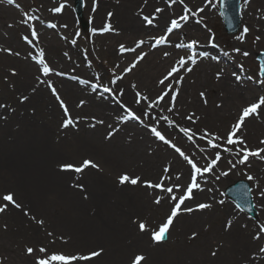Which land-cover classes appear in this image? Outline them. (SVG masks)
Here are the masks:
<instances>
[{
  "label": "rangeland",
  "instance_id": "obj_1",
  "mask_svg": "<svg viewBox=\"0 0 264 264\" xmlns=\"http://www.w3.org/2000/svg\"><path fill=\"white\" fill-rule=\"evenodd\" d=\"M85 1V20L92 27L98 18L100 30L91 28L86 33L82 31L74 14V0H62L60 3L53 0H13L12 3L0 0V3L8 6H20L23 3L38 8L57 25L61 22L56 19L69 12L72 26H59L61 32L67 31L78 37L76 44L83 50V57L80 55L73 60L71 56H66L74 62L78 59L81 65L85 61L86 66L77 68L83 70L86 80L84 85L89 87L91 84L93 91L98 89L104 94L111 93L112 98L106 100L109 106L114 107L110 103L116 101L117 107L123 110L122 105L127 104L130 106L128 110L139 119L132 118L126 110L124 120H114L102 112L98 105L90 106L87 98L76 97L70 91L65 94L61 82L73 80V75L69 71L72 62L66 60L64 55H58L61 59L59 62L47 63L53 72L44 75L43 66L32 62L34 58L38 61L44 59L38 48L29 49L28 56H25V47L17 49L15 46L9 48L12 49L11 54H0V105H4L0 107V196L11 193L16 203L21 205L17 209L9 203L6 211L0 213V264H36V258L44 255L38 251L40 247L46 248L48 255L59 253L79 256L92 251L101 253L91 260H77L73 264H107L110 259H116L115 264H132L129 261L131 256H147L146 246L154 242L152 230H158L159 225L165 222L175 201L169 199L164 207L158 206L154 203L156 197L165 195L169 198L171 194L148 188L143 181L157 183L164 179L166 187H174V179L181 172L186 177L184 186L191 180L190 165L173 148L158 140L151 133V127H157L166 139L180 147L185 154L187 148L194 150L197 157L193 160L203 168L207 163L205 156L212 157L218 151L207 148L206 141L203 140V143L199 140L204 130L225 137L239 120L242 110L264 96V80L256 60V55L264 52V32L261 27L264 21L263 5L258 9L261 12H256V30L244 32L247 25L244 15L240 33L228 37L222 25L218 0H192V4L188 0H183V3L180 0L175 3L172 0H113L105 2L111 5L99 7L98 14L91 12L87 8L88 0ZM247 1L242 0L243 9ZM185 6L188 9L198 7L197 14L188 15L187 21L180 20L184 13L174 10L180 7L186 12ZM56 8L61 11H55ZM157 8L162 11L156 12ZM109 13L112 15L109 16ZM165 14L168 18L161 19ZM144 16L153 19V23L148 24ZM24 18L19 13L6 27L7 36L15 38L16 44H21V34L28 33V29L22 26ZM173 19L179 23L183 21L185 37L181 33L177 35L178 29L167 33ZM128 22L130 25H125ZM137 25L142 29H137ZM155 26L160 27V31L149 37L145 29H154ZM106 28L108 30H104ZM103 34L110 38L118 60L96 39ZM165 35L167 43L157 45L156 39ZM4 36L0 34V45L1 41H5ZM175 37L173 42L176 43L170 45L171 39ZM194 40H200L198 44L209 43L212 49L222 53L231 47L239 49L248 79L240 78L238 71L243 69L230 70L236 76L227 77L235 84H228L225 90L221 84H215L224 94L214 99L208 84L199 83L201 78H195L193 73L186 70L195 64L207 67L208 71V58L204 51L197 44L188 47ZM140 41L143 43L136 47ZM122 45L126 49L123 52ZM133 48L135 51H128ZM148 51H160V58L166 61L167 67L151 74V81L140 80L147 76L145 74L138 78L133 74L129 76V71L125 70L131 68L137 72V68L139 70L144 64L137 58ZM244 52L248 55L245 56ZM11 55L26 58L35 68L34 75L12 65L11 60H20ZM192 58L199 63L193 62ZM181 59L187 63L181 65ZM133 63L135 67H132ZM173 67L178 71L164 84H160L159 81ZM111 73L117 74L113 80ZM169 86L177 92L173 111H168L171 91L169 96L155 104L157 97L163 91H168ZM105 88L111 91H105ZM137 92L141 94L140 97H137ZM201 93L204 95L201 96ZM61 101L67 107V115L61 107ZM149 104L153 106L149 107ZM226 107L234 111L222 110ZM261 108L258 109L259 118L253 119L252 115L246 117L236 133L250 150L264 148V144H261L264 126H260L264 124V108L263 111ZM189 115H193L195 123L186 118ZM163 117H168V120L165 121ZM68 119L73 123L64 127ZM182 127L191 129L197 140L189 141L180 131ZM109 133L112 135L109 136ZM218 143L232 148V153L219 149L221 159L218 165L212 173L203 174L208 175V180L197 175L200 189L195 190L197 194L193 195V199L186 200L181 206L182 209L194 208L199 203H207L211 207L191 213L181 211L174 218L168 230V240L159 244L154 242L158 245L157 248L153 247L158 253L155 258L158 264H196L193 259L195 256L204 258L210 264H264V252L260 251L264 247V233L259 232L264 225V198L259 195L260 190H264V160L250 156L244 164H239L240 157L235 152L240 145H226L223 140ZM202 148H207V151L201 152ZM261 155L264 156V153ZM48 156L43 170L41 160ZM84 160L93 162L98 168L89 166L80 173L61 169L64 164L80 166ZM229 161L236 167L232 168ZM11 162H14L13 165ZM166 167L170 169L167 173L164 172ZM222 172H228V175H221ZM55 174L62 175L64 179H59ZM124 174L131 178L140 177L141 182L136 185L127 182L121 184L119 177ZM248 175L255 179L249 181ZM241 179L252 185L259 215L256 221L235 208L225 197L226 188ZM68 191L71 193L67 194ZM183 191L184 187L179 191L174 190V194L179 196ZM5 203L0 199V205ZM37 221H43V224ZM141 221L148 230L140 231L138 223ZM18 224L21 226L18 227ZM31 232L38 236L30 237ZM257 234L259 239L254 238ZM143 237L147 245L139 252L131 251V242H142ZM28 247L36 251L29 255L26 252ZM213 252L216 254L213 255ZM124 253H130L126 260L121 258Z\"/></svg>",
  "mask_w": 264,
  "mask_h": 264
},
{
  "label": "bare ground",
  "instance_id": "obj_2",
  "mask_svg": "<svg viewBox=\"0 0 264 264\" xmlns=\"http://www.w3.org/2000/svg\"><path fill=\"white\" fill-rule=\"evenodd\" d=\"M5 1V0H3ZM43 2V0H40ZM88 0L87 2V8L89 7V10L91 12L97 13L99 10V7L103 6V5H111L110 4H105V2L107 1H113V0ZM189 4H192V0H188ZM263 5L264 6V0H248L247 1V5L246 8L242 10V24H244V19L243 16L245 15V20L247 22L246 27L249 30H256L258 28V24L255 23L257 21H255L256 18V12L259 9V6ZM95 6V11H93V8ZM129 6H127L126 9H128ZM192 10V12L188 13V12H183L180 7L174 8V10L177 13L183 14L184 15H196L197 14V10L198 7L195 8H190ZM258 12H261V10H258ZM19 13H22V15L25 16L24 21L22 22V26H24L25 28L28 29V33L26 34H21L20 36V43L16 44V39L15 38H9L6 34V27L9 21L14 20L15 17L17 15H19ZM264 13V11H263ZM98 14V13H97ZM166 19L168 18L167 14H165L163 17H161V19ZM57 21L61 22L59 23L60 26H65L68 25L69 27L72 26V18H71V14L69 12H65L63 13V15L60 18L56 19ZM50 17L48 15L45 14V12H41L40 9L38 8H33V7H28L26 4L21 3L20 6L15 5H5L3 3H0V34L4 35V40L5 41H1L0 45V54L2 55H8L9 51L6 50H12L9 48L12 47H16L17 49H22L25 47L26 53L25 56L29 55V49L32 51V49L34 48H38L39 50L42 51L43 55H44V60L46 63L48 64H52L51 62H59L61 59L58 58V55H64L65 59L68 61H71L66 55H69L74 59H76L77 57H79L81 55V57H83V50L81 49L80 45L76 44L78 42V37H76V35H70L68 34L69 32L65 31V33L61 32V27L59 25H57L55 22V27L53 25ZM98 18L95 22H93L92 24V29L96 30H100L99 25H98ZM164 21H162V24ZM249 23V24H248ZM162 24H160V26H162ZM181 27L177 28V35L178 33H181L184 35V31L182 29L183 26V21H180ZM125 25L129 26L130 22L126 23ZM134 26V24H133ZM67 27V26H66ZM184 27V26H183ZM261 27L263 29L264 32V21L261 24ZM137 29H142L141 27H139L138 25L136 26ZM21 27H20V31H21ZM52 29V30H51ZM36 32V37H33L31 35L32 31ZM101 31H103L101 29ZM160 31V27H156L154 29H145V32L147 33V35L149 37H151L152 34H156L157 32ZM188 35L189 32H186ZM176 35V36H177ZM264 35V34H263ZM24 36H27L29 38V40H31V43H28L27 41H25L23 39ZM185 37V35H184ZM98 41L102 42L103 45L107 48L108 52L113 55L117 60L119 59L115 54H114V50L111 46V40L110 38H108L107 35L103 34L100 38H96ZM171 39V38H169ZM176 37L174 39H171V44L173 45L176 42H173V40H175ZM194 41H200V40H194ZM74 42V43H73ZM167 43V42H166ZM165 43V44H166ZM197 46L199 48H201L205 55L208 58V71H207V67H202V66H198V65H192L191 68L192 70L189 71L190 73H193V75L195 76V78H198L201 80H199L200 82H203V84H208V90L210 92V94H212L214 96V99H219V97L221 96V94H224L220 92L218 85L216 86L215 84H221L223 89L225 90V88L227 87L228 84H235V81L230 80L227 76H236V75H232L229 71L232 69H238L241 68L243 70L238 71V74L240 76V78L247 80L248 79V74L245 72V63L244 61H242L241 59L243 58V56H241V54L236 51L235 48L231 47L228 48L226 53H222L220 51H217L216 49H212L211 47H207L206 43L205 45H201L196 43ZM235 45V44H234ZM209 46V44H208ZM8 47V48H7ZM208 48V49H207ZM162 49H164L162 47ZM165 52H167V49H164ZM160 51L158 52H152V51H148L143 55V59H141L142 61H144V64H142L141 68L138 70L137 68V72L135 70H130L129 71V76L130 75H134L137 78L141 75L143 76L144 74L147 76H143L140 80H149L151 81L150 75L153 74L154 72H160L162 69L166 68V61L162 58H160ZM143 54V53H142ZM12 58H17L20 61H16V60H11L10 63L12 65H15L17 68H21L22 71L27 72V73H32V76L34 75V66H32L31 64L28 63L26 58H18L15 55H11ZM24 61V62H23ZM84 61V58H83ZM193 62L199 63L196 60H194V58H192ZM33 64L34 63H38V60L36 58H34V60L32 61ZM72 65L70 67L69 71H72V75H73V80L70 81H62L61 82V86L63 87V90L65 92V94H67L69 91L76 95V97H85L87 98V100L89 101L90 106H96L98 105L99 108L101 109L102 112H104L105 114H107V116L110 118L112 117V119L114 120H124L125 119V115H124V111L130 109V106L127 104L122 105L123 110L119 109L117 106V102L114 101L113 103H110V105L114 106L111 107L109 106V103L106 102V100H109L112 98V94L108 93V94H104L102 93L100 90L96 89V90H92V85L89 84V87L84 85V81H86L84 79V73L82 69H77L80 66H86L85 61L83 62V64H79L81 62H79V60L77 59L75 62L71 61ZM126 63V62H125ZM163 66H161V65ZM235 73V72H232ZM112 76V80L117 76V74L115 73H111ZM17 83V81L15 82V84ZM151 84H153L151 82ZM202 84V85H203ZM114 85H112L113 87ZM204 86V85H203ZM226 93V92H225ZM36 96H39L38 94ZM91 98V99H89ZM221 98V97H220ZM81 103V102H80ZM262 108H264V105L262 106ZM261 108V109H262ZM221 111V109H219ZM225 111H234V109L230 108V107H226V109H222ZM263 111V109H262ZM217 111H215L214 113H216ZM240 112V110H239ZM253 119H258L259 116L258 114H254L252 115ZM121 122V121H120ZM127 126H132L131 124H128ZM260 126H264L260 125ZM195 141L197 140V138H194ZM200 141L203 142V140L199 139ZM204 143V142H203ZM186 155H188L190 158L194 159L197 157V153L192 150L187 148V153ZM8 159V158H6ZM49 156L45 157L41 160V164H43L42 169L45 170L44 168V164H46V162L48 161ZM185 161V160H184ZM14 162H11V165H13ZM185 164V163H184ZM181 170H179L180 172ZM22 173V170L20 171V174ZM54 174V173H53ZM180 176L179 180L174 179V186L176 184L181 185V188H183V186L185 185L184 182H186V177L184 173H179L178 174ZM56 177H58L59 179L63 180V176L62 175H58L55 174ZM201 178H205L206 180H208V175H202ZM57 187L60 189V186L57 185ZM180 188V189H181ZM179 189V190H180ZM175 191H179L176 190L174 188ZM71 193L70 191L67 192ZM197 194L195 191L193 192V195ZM67 197V195H65ZM161 197H163V199L161 200L160 203V207H164L166 204H168L169 202V198L165 197V195H162ZM39 201H42V198L38 197ZM41 203V202H40ZM159 206V204H157ZM35 216V215H34ZM33 216V217H34ZM191 217L189 216V219ZM183 221H186L185 219ZM21 225L18 224V227H20ZM183 227V226H182ZM23 228V227H22ZM33 228V227H32ZM24 229V228H23ZM36 229V228H33ZM26 230V229H25ZM37 233H40L37 231ZM36 233V234H37ZM24 234H28V233H24ZM36 234H34L33 232H31L30 237H34ZM38 236V234H37ZM147 245V243L145 242V238L143 237V241L139 242V240H134L131 242V251H135L137 250L138 252L141 251V249ZM135 246V247H133ZM155 246V248H157L158 245H156L154 242H151L150 245L146 246V250H147V256H144L145 259L142 260V264H158V261L155 260V258L158 257V253L156 251L153 250V247ZM130 251V253H131ZM129 253V254H130ZM129 254L126 255V253H124L122 255L121 258L123 259H127L129 257ZM146 254V252H145ZM136 255H140V254H135L133 257L131 256L129 259V261H133L134 257ZM196 261V264H210V262L208 261V263L206 262V260H204V258H199L195 256V258H193ZM116 259H110L108 261L107 264H115Z\"/></svg>",
  "mask_w": 264,
  "mask_h": 264
},
{
  "label": "snow or ice",
  "instance_id": "obj_3",
  "mask_svg": "<svg viewBox=\"0 0 264 264\" xmlns=\"http://www.w3.org/2000/svg\"><path fill=\"white\" fill-rule=\"evenodd\" d=\"M9 3H12L13 0H8ZM173 3L176 2V0H172ZM181 3H183V0H180ZM209 2H211V0H209ZM218 3L220 4L221 8H225L226 4H227V0H218ZM55 11L59 12L61 11L60 8H56ZM93 11H95V6L93 8ZM162 9L157 8L156 12H161ZM185 11L190 13L192 12L191 9H188L185 6ZM200 11H203V9H200ZM109 16L112 15V13L108 14ZM188 15H182L180 17V20H184L187 21L188 20ZM144 20L148 23V24H152L153 23V19H150L148 16H144ZM181 25L179 24V22L176 19L171 20L170 22V27L167 28V33H171L173 29L179 28ZM104 30H108L107 28ZM249 31V29L247 27L244 28V32L247 33ZM31 35L33 37H36V32L33 30ZM23 39L25 41H27L28 43H31L32 41L29 40V38L27 36H24ZM256 39L258 40L259 37H256ZM167 42V36H161L158 39H156V44L160 45V44H164ZM74 43V42H73ZM143 43V41H140L139 43H137L136 47H140L141 44ZM197 42L193 41L191 44L188 45L189 48L193 47ZM182 46V45H180ZM126 49L124 48V46H121V51H125ZM9 51V53L11 54L10 50H6ZM128 51H135V48L133 49H128ZM236 51H239V49H237ZM245 56L248 55L247 52L243 53ZM16 55H19V53H16ZM143 55L146 54H142L141 56H139L137 59H143ZM165 55H168V53H165ZM41 57H43V53H41ZM38 63L40 65H42V71L44 73V75H49L50 73L53 72V69L50 68L47 63L45 62V60L43 58L39 59ZM179 63L181 65H185L187 63V61H185L184 59H181L179 61ZM132 67H135V63H133ZM131 68L126 69L125 71H130ZM187 71H191V68H187ZM178 69L176 67H173L168 73L167 75H165L163 77V79H161L159 81L160 84H164L166 80L169 79V77H171L173 75V73L177 72ZM264 71V70H262ZM13 74H15V72H13ZM237 79H239V77H237ZM115 81H113L114 83ZM133 87H135V85H133ZM53 94L55 95V89H52ZM105 91H111L108 88H105ZM172 92L171 96H170V101H171V106L169 107L168 111H173V109L175 108V100H176V95L177 92L173 89L170 88L169 86V90L168 91H163L162 94L160 96L157 97L155 104H159L165 96H169V92ZM137 97H140V93L137 92L136 93ZM204 93H201V96H203ZM26 99V98H25ZM57 99H59V96L57 95ZM144 99H147L146 97H144ZM83 103V102H81ZM137 103H140V100H137ZM264 105V96H261L258 98V100L252 104H250L249 106L245 107L242 110V115L240 116L239 120L232 126L231 130L226 134L225 137H221L218 136L214 133H210L207 130H204L203 134L200 136L201 140L206 141L207 144V148H213V149H218V151H216L212 157H207L205 156V160L207 161L206 166H204L203 168H201L200 166L197 165V163L190 158L188 155L185 154L184 151H182V149L180 147H178L177 145L173 144L170 140L166 139V137L157 130V127L153 126L151 127V133L160 141H163L165 144L169 145L171 148H173L175 150L176 153L179 154L180 157L183 158V160H185L187 162L188 165H190V175H191V180L190 182L186 185L183 186L184 187V191L179 195H175L174 194V188L176 190H179L181 188V185L176 184L174 187H166L164 184V179H161L159 182L157 183H152L151 181H143V184L148 187V188H153V189H159L161 192L167 193V194H171L169 199L171 201H175L174 205L171 207L170 209V214L166 217L165 222L162 223L161 225H159L158 230H152V239L156 242H159L161 240H163L169 230V227L172 225L174 218L180 214L181 211H185V212H193L196 210H203L206 208H210L211 205L207 204V203H199L197 204L194 208L193 207H187V208H183L182 209V205H184L186 200L189 199H193V192L194 190L200 189V184L197 183V175H203L205 173H212L214 168L218 165V162L221 159V152L219 151V149L222 148V150L224 152H229L232 153L233 149L230 147H223L220 143H218L219 141L223 140L224 143L226 145H231V146H236V145H240V147L236 150L235 155L239 156V160L238 163L239 164H244L246 161H248L250 156H254L257 157L261 160H264V156L261 155V153H264V148H259L256 150H250L247 148L245 141L240 137L237 136L236 133L240 130L244 120L246 117L250 116V115H254V114H258V109L261 108V106ZM149 107H152V104L148 105ZM0 107H4V105H0ZM61 107L64 109L65 115H67L68 110L67 107L64 105L63 101H61ZM129 114L132 116V118L134 119H139L138 116L135 115V113H132L131 110H128ZM145 115H147V113H145ZM194 115V114H193ZM193 115H189L186 118L189 121H192L193 123H195V120H193ZM163 119L165 121L168 120V117H163ZM72 120L68 119L64 122L63 126L64 127H68L69 124H72ZM102 123V121L100 122ZM180 131L183 132L185 134V136L187 137V139L189 141H193V137L195 135V133H193L191 131V129L187 128V127H182L180 128ZM112 133H109V136H111ZM235 137V138H234ZM261 144H264V140L261 141ZM207 148H202L200 149L201 152H206ZM229 164L231 165L232 168L236 167V164H233L232 161H229ZM94 167V168H98V165L94 164L93 162L89 161V160H84L82 162V164L80 166H75L73 164H64L61 165V169L64 171H74L76 173H80L82 172L85 168L87 167ZM170 169L169 168H165L164 172L167 173L169 172ZM221 175H228V172H222ZM217 179H219V176L216 177ZM165 179H172L171 177H165ZM176 180L180 179V176L177 175L175 177ZM247 179L249 181L254 180L255 178L251 175L247 176ZM119 182L121 184L124 183H131L132 185H136L137 183H140V177H136V178H131L129 177L127 174H124L122 176L119 177ZM260 197L264 198V190H260L259 192ZM0 199H2L3 201L7 202L5 204L0 205V213H3L6 211L8 204H12L15 208L19 209L21 208V205L16 203V201L13 198V195L11 193H6L3 196H0ZM163 199V197H156L154 200V203L156 204H160L161 200ZM25 215H28L27 212H25ZM33 219H35L33 217ZM37 223L39 224H43V221H37ZM231 226V221H229L228 223V227ZM138 227L140 229V231H146L148 230L146 224L144 222H139L138 223ZM260 233H264V225H262L259 229ZM49 235H51V233H49ZM195 233L193 234V237H195ZM255 239H259L260 236L259 234H257L255 237ZM36 251L35 249H33L32 247H28L26 249V252L31 255L33 254V252ZM38 251L41 254H44L42 256H38L36 258V264H73L74 261L77 260H91L92 258L100 255V252L97 251H92L91 253H89L88 255H64V254H59V253H53L51 255L47 254V249L44 247H40L38 249ZM261 252H264V247H262L260 249ZM213 255H215L216 253L213 252ZM145 257L143 255H136L132 261V264H141V261L144 260Z\"/></svg>",
  "mask_w": 264,
  "mask_h": 264
},
{
  "label": "water",
  "instance_id": "obj_4",
  "mask_svg": "<svg viewBox=\"0 0 264 264\" xmlns=\"http://www.w3.org/2000/svg\"><path fill=\"white\" fill-rule=\"evenodd\" d=\"M82 0H77L78 17L82 20ZM224 18L228 24V31L230 34L237 33L240 28L239 19V0H227L225 8H222ZM83 22V21H82ZM84 29H87L86 24H82ZM259 59L263 63L264 70V55ZM264 75V71H263ZM228 196L243 210L256 217V211L254 210L252 198L250 195V187L248 184L240 182L236 186L231 187L228 192Z\"/></svg>",
  "mask_w": 264,
  "mask_h": 264
}]
</instances>
